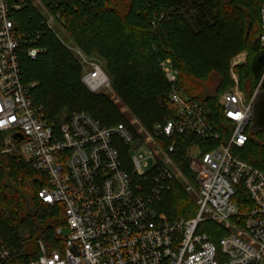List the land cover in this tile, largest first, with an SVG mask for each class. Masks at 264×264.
Segmentation results:
<instances>
[{"label": "built area", "instance_id": "1", "mask_svg": "<svg viewBox=\"0 0 264 264\" xmlns=\"http://www.w3.org/2000/svg\"><path fill=\"white\" fill-rule=\"evenodd\" d=\"M30 1L0 0V148L2 154L24 156L46 176L47 185L38 197L48 206H61L65 214L64 224L55 230L53 248L47 250L39 241V256L30 264H264V173L236 153L248 143L259 90L251 101L239 86L221 94L223 120L217 124L204 105L179 91V73L171 60L163 62L175 117L154 128L152 145L144 144L150 147L154 169L143 170L137 157L131 161L139 177L147 180L153 175L152 195L145 198L122 161L119 144L136 142L125 125L107 127L86 112L74 113L61 124L42 118L43 107L31 95L37 84L25 82L20 54L25 51L36 59L43 50L36 39L19 36L10 18ZM36 4L45 26L55 30L59 16L41 0ZM260 15L264 51V5ZM71 51L80 60L82 82L90 92L100 93L111 85L104 63L90 60L76 46ZM234 78L238 83L236 74ZM17 134L24 139L18 141ZM190 134L199 140L187 148L199 187V211L189 220L160 222L154 200L165 182L174 179L170 163L178 140ZM241 190L249 205L236 199ZM207 223L230 233L215 244ZM10 259L0 239V264Z\"/></svg>", "mask_w": 264, "mask_h": 264}, {"label": "trees", "instance_id": "2", "mask_svg": "<svg viewBox=\"0 0 264 264\" xmlns=\"http://www.w3.org/2000/svg\"><path fill=\"white\" fill-rule=\"evenodd\" d=\"M41 1L59 16L58 25L76 47L104 62L120 102L90 92L82 82L80 60L56 30L45 26L40 10L27 2L10 18L19 36L36 39L43 50L36 59L22 51L20 60L25 82L37 84L31 92L33 101L43 107L41 116L50 123L61 124L74 113L86 112L107 127L123 124L135 136L140 126L153 133L157 125L175 117L169 101L171 86L161 66L166 60L179 73V91L204 105L218 124L223 120L219 98L231 89L232 60L249 50V66L236 72L246 99L254 96L252 62L257 55L254 45L262 34L264 0ZM247 134L248 143L236 153L264 173V134H252L251 127ZM197 142L191 134L177 142L175 160L188 181L174 174L173 180L165 182L153 204L160 222L189 220L199 211V187L187 159V148ZM123 146L124 166L142 186L139 192L150 197L153 175L145 180L133 172ZM45 185L46 176L30 160L18 153L2 154L0 148V239L11 253L8 264H30L39 256V241L53 247L55 230L65 222L61 206L51 207L39 199L38 191ZM236 199L244 206L250 203L245 190ZM206 226L210 240L218 244L225 236L222 227Z\"/></svg>", "mask_w": 264, "mask_h": 264}, {"label": "rangeland", "instance_id": "3", "mask_svg": "<svg viewBox=\"0 0 264 264\" xmlns=\"http://www.w3.org/2000/svg\"><path fill=\"white\" fill-rule=\"evenodd\" d=\"M39 0H31L30 3L32 5H37L36 3ZM55 30L58 34V37L60 38V40L62 41V43H64V45L71 51V49L75 46L66 36V33L64 32V30L59 26V25H55ZM72 52V51H71ZM250 57H251V52L249 50L243 51L242 53H240L239 55H237L233 60H232V65H231V84H230V88H236L237 86L240 85V76L239 74L236 72L237 68H247L249 66V62H250ZM90 60H94V61H100L102 63H104L103 61H101L99 58L97 57H89ZM234 74H236L237 78H238V83L234 78ZM111 80V79H110ZM256 90L254 91L255 94ZM100 93L108 95L109 97H111L117 104H119V100L117 99V96L115 95V92L113 90L112 85L106 87L104 90H102ZM264 93V92H262ZM123 111L125 112L126 109H123ZM134 123V122H133ZM137 131V134L135 136L136 138V142H134L131 146H125L127 148V154H128V158L130 160V162L134 159V157H137L142 164V168L143 170H145L146 172H151L154 169V159L151 157L150 155V147L144 144H148V145H152L153 141H152V133H148L147 131H145L144 129L140 127L135 128ZM0 141H3V137L0 136ZM119 148L120 151L122 149H124V146L122 144H119ZM131 167L133 168V172H135L134 166L131 163ZM170 167L171 170L173 171L174 174H176L179 177H182L183 179H185L186 181H188L185 176L182 174L181 170L179 169V163L177 162V160H175V157L172 159V162L170 163ZM222 227V226H221ZM65 232H67V230L65 229ZM222 234L221 235H226L229 234L230 231L226 228V227H222ZM45 248L47 250L52 249L53 247L51 245H48V243L46 244L44 241H42ZM54 246V245H53Z\"/></svg>", "mask_w": 264, "mask_h": 264}, {"label": "water", "instance_id": "4", "mask_svg": "<svg viewBox=\"0 0 264 264\" xmlns=\"http://www.w3.org/2000/svg\"><path fill=\"white\" fill-rule=\"evenodd\" d=\"M257 55L252 62V71L254 74V86L259 90L253 101V121L251 132L254 135L264 134V51L260 50V39L254 45ZM18 141L24 137L20 134L14 136ZM32 161V160H31Z\"/></svg>", "mask_w": 264, "mask_h": 264}]
</instances>
